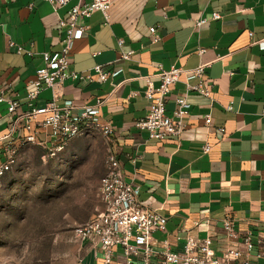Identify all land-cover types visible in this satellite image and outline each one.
<instances>
[{
  "label": "crops",
  "instance_id": "1",
  "mask_svg": "<svg viewBox=\"0 0 264 264\" xmlns=\"http://www.w3.org/2000/svg\"><path fill=\"white\" fill-rule=\"evenodd\" d=\"M76 3L57 12L42 0H8L0 7V90L20 103L18 114L26 109L27 83L43 66L42 53L60 51L59 23ZM213 14L220 19L211 20ZM201 19L209 21L197 28ZM84 23L87 31L74 43L71 70L90 75L92 81L65 82L56 89V103L78 112L103 102L93 119L111 124L110 148L138 201L166 220L167 233H155L154 246L167 242L176 251L194 237L210 238L217 252L234 247L222 231L226 217L241 232L261 230L264 0H111L109 25L101 13ZM152 27L158 28L159 42H153ZM119 39L125 50L134 52L130 61L119 60ZM10 40L31 50L33 57L17 55L8 47ZM200 64H210L204 79L212 87L211 99L191 92L180 138L158 141L138 131L136 122L148 111L144 97L148 82L159 86V67L184 72L168 97L171 114L187 86L198 85L190 72ZM95 66H103L111 78L100 81ZM52 99V90L44 89L34 104L41 107ZM229 105L232 112L226 111ZM6 114V105L0 104V133L6 130ZM207 115L212 117L208 127ZM205 146L211 148L209 153H204ZM197 223L206 226L198 229ZM84 247L85 264H95L94 249Z\"/></svg>",
  "mask_w": 264,
  "mask_h": 264
},
{
  "label": "built area",
  "instance_id": "2",
  "mask_svg": "<svg viewBox=\"0 0 264 264\" xmlns=\"http://www.w3.org/2000/svg\"><path fill=\"white\" fill-rule=\"evenodd\" d=\"M49 3L54 12L68 7L73 0H42ZM8 0H0V7ZM111 0H90L84 3L77 0L68 10L67 19L60 20L59 27L63 30L61 49L58 52L42 53L43 66L35 72V78L27 83L26 109L18 114L20 103L0 90V104L6 105V130L0 133V184L11 172L21 152L29 147H38L48 158L54 159L63 153L69 144L91 130L99 131L106 140L107 154L105 160V176L99 188V198L103 210L89 222L77 226L71 233L73 243L94 249L95 264H257L264 261V227L257 232L246 230L241 232L235 221L226 217L222 221V231L227 241L236 244L217 252L210 238L197 239L188 237L179 250L170 249L167 242L154 246V234L167 233L166 220L156 211L143 206L137 197L133 183L126 180L124 170L118 156L110 148L114 129L108 122H98L93 119V112L100 108L102 101L96 107L84 108L78 112L69 107L62 109L56 103V89L67 81L88 83L90 75H82L71 70V54L74 43L81 40L87 31L85 21L95 13H101L105 24H110ZM220 19L219 14H213L211 20ZM209 20L196 22L197 28H202ZM153 42L161 40L158 28L149 29ZM252 37V34L249 35ZM119 60L130 61L133 51L125 50L124 40L117 41ZM8 47L17 55L33 57L31 50L10 40ZM200 50L199 54H204ZM210 64H200L190 73L199 83L187 86L186 91L175 100V108L168 114L167 103L172 87L180 81L183 70L176 67L164 70L159 67L157 78L159 86L154 87L149 81L145 91L148 111L144 118L136 122V129L146 132L150 139L163 141L167 138H180L186 128L188 116V97L191 92L211 99L212 87L205 83V72ZM95 75L103 83L111 78V73L103 66H95ZM44 89L53 93L52 101L38 107L34 103ZM226 111L232 112L229 105ZM264 116V108L262 110ZM205 125H211L212 117L204 118ZM224 133V129H220ZM210 147L205 146L204 153H209ZM200 229L206 224L197 223Z\"/></svg>",
  "mask_w": 264,
  "mask_h": 264
},
{
  "label": "rangeland",
  "instance_id": "3",
  "mask_svg": "<svg viewBox=\"0 0 264 264\" xmlns=\"http://www.w3.org/2000/svg\"><path fill=\"white\" fill-rule=\"evenodd\" d=\"M107 143L91 130L54 159L23 150L0 184V264H85L71 233L103 209Z\"/></svg>",
  "mask_w": 264,
  "mask_h": 264
}]
</instances>
